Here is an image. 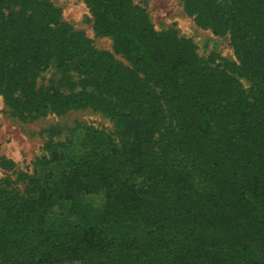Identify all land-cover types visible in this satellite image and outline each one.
Wrapping results in <instances>:
<instances>
[{
    "label": "trees",
    "instance_id": "trees-1",
    "mask_svg": "<svg viewBox=\"0 0 264 264\" xmlns=\"http://www.w3.org/2000/svg\"><path fill=\"white\" fill-rule=\"evenodd\" d=\"M180 1L229 37L235 65L207 66L131 0H83L126 66L45 0H0L12 114L88 108L117 137L81 126L79 155L69 138L49 144L46 174L0 185V264H264V0Z\"/></svg>",
    "mask_w": 264,
    "mask_h": 264
},
{
    "label": "rangeland",
    "instance_id": "rangeland-1",
    "mask_svg": "<svg viewBox=\"0 0 264 264\" xmlns=\"http://www.w3.org/2000/svg\"><path fill=\"white\" fill-rule=\"evenodd\" d=\"M59 14V22L69 26L71 33L79 34L88 40L92 49L105 53L121 63L128 65L115 52L111 38L99 35L93 25V17L83 0H45ZM132 5L143 11L149 24L158 32L172 31L175 36L190 40L199 59L212 68L221 69L223 62L235 65L233 49L229 37L217 36L210 29L196 24L188 15L180 0H131ZM239 84L247 89L250 82L238 73H231ZM48 76H46L47 78ZM4 104L0 97V185L8 183L13 188L25 186L21 174L27 176L47 173L49 167L43 166L42 158L49 159L47 146L70 139L74 146L68 151L79 155V127L89 126L108 134L117 142L116 130L112 122L101 113L91 109H72L62 114L49 113L36 119H22ZM79 149V150H77ZM93 205H101V195L91 196Z\"/></svg>",
    "mask_w": 264,
    "mask_h": 264
}]
</instances>
